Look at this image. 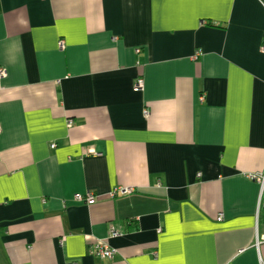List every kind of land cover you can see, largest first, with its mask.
<instances>
[{"label": "crops", "instance_id": "obj_1", "mask_svg": "<svg viewBox=\"0 0 264 264\" xmlns=\"http://www.w3.org/2000/svg\"><path fill=\"white\" fill-rule=\"evenodd\" d=\"M263 45L259 0H0L2 263L261 264Z\"/></svg>", "mask_w": 264, "mask_h": 264}, {"label": "built area", "instance_id": "obj_2", "mask_svg": "<svg viewBox=\"0 0 264 264\" xmlns=\"http://www.w3.org/2000/svg\"><path fill=\"white\" fill-rule=\"evenodd\" d=\"M259 2L261 6L264 8V0H259ZM261 50L262 52H264V45L262 46ZM0 75L1 76L4 75L3 70H1ZM143 86H144V81L138 80L137 86H136L137 89H141ZM248 178L252 181L257 182L260 186L259 206H258V217H259L261 212L264 214V170L262 172L249 174ZM132 193H134V190L132 188H116L111 192L110 196L115 197L118 194L124 195V194H132ZM75 199L78 202L93 203L96 201L97 196L93 194L92 192H87L86 194H83V195H77ZM113 235L117 236V233L114 232ZM255 247L259 254L260 263L264 264V236H257ZM92 253L95 256H98L101 258L112 259L115 256L116 251L110 248L104 242H98L97 244L94 245V248L92 249Z\"/></svg>", "mask_w": 264, "mask_h": 264}, {"label": "rangeland", "instance_id": "obj_3", "mask_svg": "<svg viewBox=\"0 0 264 264\" xmlns=\"http://www.w3.org/2000/svg\"><path fill=\"white\" fill-rule=\"evenodd\" d=\"M0 264H3L2 261H1V259H0Z\"/></svg>", "mask_w": 264, "mask_h": 264}]
</instances>
